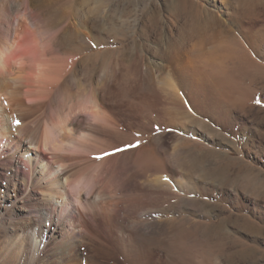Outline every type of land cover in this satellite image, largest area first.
<instances>
[{"label": "bare ground", "instance_id": "6f19581e", "mask_svg": "<svg viewBox=\"0 0 264 264\" xmlns=\"http://www.w3.org/2000/svg\"><path fill=\"white\" fill-rule=\"evenodd\" d=\"M61 1L0 0V182L6 181L7 183H14L17 186L18 182L15 183V179L17 177H23L22 180L26 184V187L23 189L25 197L20 199V201L24 200L26 202L23 203L26 206L25 208L28 207L30 212L33 213L34 217L32 216V219L35 226L39 228V231L44 229L40 223L41 221H39L40 217L44 216V222H51L50 226L46 229L51 238L55 236V232L62 229L63 224H67L69 228L75 230L76 223L85 218L82 210L87 207L89 209L90 206H93V202L97 203L98 197L100 201L104 200H102V197H105L103 195H99L98 197L96 195L95 197L97 198H94V191L99 186L100 179H102L103 175L110 171L107 169L109 167L106 166L108 165L107 163L110 161L113 163L114 157L116 159L118 158L117 161L120 160L122 162L120 171L123 175L124 171L126 173L131 170L130 162L132 160H135L137 163L143 157L144 146H138L137 148L125 146L126 150L123 153L111 158L108 157L98 165H92L91 163L89 165V161H86L88 166L85 165L86 167L77 169L76 172L72 170L70 167L74 163L72 162L73 164L71 163L70 167H68V164L70 165V162L73 160L76 161V159L75 156L69 155V151L76 150L77 153H82L83 151L92 152L96 150H90L87 143L93 137L95 129H97L96 124L106 125L110 129L112 127L114 134V137H111L112 140L114 138H126V142H129L134 136L139 134L146 135L151 133V130L152 132L155 131L152 127L153 125L149 126L152 127L151 129L147 128L148 125L146 127L145 121L143 123L142 120L144 119L142 118L146 116L140 118L135 111H147L148 113L149 111L156 110L158 112V118L156 117V119L161 127L171 126L176 121H179L178 118L180 117L186 122L184 125L181 122L180 125H183L184 129L192 131L194 135H200L207 142L209 139L216 137L226 142L228 138L215 129L214 124L212 125L200 119V116L191 114L192 112L187 110L189 108L188 106L191 105L199 110V113L210 116L213 122L227 120L236 122L237 124L241 123L244 129H248L250 127V120L241 117L234 108L237 106L241 108L245 105L244 103H248L251 109L253 107L252 105H256L254 103H258V101L259 104L262 103L261 100H255L256 96L253 92L252 85L256 80H264V52L262 53V49H264V28L261 27V24L257 23V19L253 20L252 17L258 16L259 12L256 11L257 14H248L247 18H245L244 14L240 13V10L237 8L240 6L255 11L258 4L257 0H191L196 6V9H190L188 6H185L184 3L187 1L172 0L170 2L172 6L179 10L178 12L175 11L178 16L173 20H168L165 16H162V12L159 13L161 14V25L156 26L158 33L155 36H150L146 41L150 44L152 52L150 51L151 53L145 55L144 51L146 49L148 50V47L146 49L144 48L145 50H142V54H140L143 58L138 59V57L132 56L127 62L123 58L124 60L118 65H113L112 61L114 54L116 55L117 53L116 51L98 52L82 59L80 58L85 51L99 46L98 44H93V40L96 37L94 28L99 25L98 20L96 21L97 18L94 19L93 17L89 22L83 21L85 24L82 23V25L80 24L81 26L78 24L79 28L69 23L67 26L56 29L58 24V20L56 19L58 8L56 6L58 3L63 6ZM124 22L126 23V21ZM92 25L95 27L93 28ZM130 55L133 54L131 53ZM248 80H250L249 85L246 84ZM66 84L70 85L71 89L76 87L80 91L75 94L76 96L71 94L70 101H65L66 104L63 101V105L60 106L57 100V94L62 86H67ZM255 85H257V81ZM181 90L189 94L185 97L186 101L180 95ZM145 91L149 94L147 97H145L146 94L143 96V92ZM131 97L133 98L132 100H130ZM155 101L159 102L161 107L158 108ZM49 104L53 107L54 105L56 107L59 106L58 109H60V112L58 113L56 109L55 113H52L54 116L52 115L51 119L48 118L50 117L49 115L48 117L43 116L45 117L43 126L39 125V123L43 124V121L41 122L39 117H37L40 121L39 123L37 119L29 120V116L33 112L38 110L43 111V108ZM55 114L57 115L55 116ZM149 116H147L148 119ZM82 117L84 119H81ZM148 119L146 118L145 120ZM150 120L147 122H150ZM121 122L127 128V131L121 132L118 130L119 128H114ZM215 123L217 124V122ZM203 132L206 135L202 136L203 134L201 133ZM177 139L180 145H174L176 147H173L174 149L172 150L167 148L168 146L166 147L162 135L159 134L147 146L149 148L161 147L162 154L166 156L163 164L166 167L168 166L169 171L167 170V172H172L176 176L181 175L182 178L184 176V179H190L194 176L202 178L204 182L205 180L208 181L215 189L224 187V185L228 186L229 189H233V192L236 193V200L241 204L243 199L248 195V188L253 187L254 181L248 174H241L239 179L231 180L230 173L233 174V172L230 169L227 170L228 172L225 171L226 175L224 177H221L223 170L220 169V163L230 160L231 156L226 152L210 149L205 144L199 143V139L196 140L197 142L195 140L191 142L183 138ZM124 144L127 145L126 143ZM28 145L34 147V153L26 148ZM22 149L25 150L24 153L21 152ZM220 160L222 161L220 162ZM74 166L76 167V164ZM153 167L157 168L158 166ZM27 169L29 170L28 172H26ZM116 173H119V171ZM231 176L233 177V175ZM63 177L66 178L65 183L62 181ZM123 180L125 181V179ZM133 180L135 179L133 178ZM190 180L189 182H192ZM182 181L180 180L181 184L184 183L185 185L188 180H185L186 183L185 181L182 183ZM152 183L150 182L149 184L151 185ZM209 183L208 185H210ZM40 185L44 186V193L36 190L37 186ZM166 185L168 184L166 183ZM158 186L156 185L160 192L153 191L152 189L150 193H161L160 189L165 186H160L161 188ZM200 188L202 190V187ZM200 188L198 189L200 190ZM207 188L209 189V187ZM154 190H156L155 187ZM167 190H170L169 193L172 192L171 187L164 191ZM127 192L131 193L128 190ZM83 194H86L85 199ZM136 194L138 195V191ZM158 195L157 197L159 198L160 195ZM168 196H172L171 199L167 197V199H170L169 201H172V199L175 201H177L176 199H181L183 202L185 200L184 197L178 196L175 193H172V195L169 194ZM229 196L226 197L228 199H235L233 197L234 195ZM149 198L151 199L150 195ZM164 198L165 196L162 198V202H164ZM91 199L95 201L93 200L92 202ZM158 200L161 201L160 198ZM185 201L183 204L180 201V204L184 207L189 203H185ZM255 201V203H259L258 198ZM99 204L98 202V206L100 207ZM191 204L192 202L190 206ZM163 205L166 204L164 203ZM166 206L170 207L171 202L170 206L169 202ZM174 207L177 208L178 205ZM167 209L165 208L166 211ZM127 213L130 214V212ZM117 217L115 216V218ZM132 217L128 216V219L131 220V223H136V221H133L134 217L131 219ZM54 220L56 223L55 228L52 226ZM147 220L142 222L144 224L138 225L140 222L133 224L139 227L137 230H141L144 233L138 236L133 234L136 229L134 226L135 229L131 233L129 232L130 234L128 233L130 238L127 239L131 242L130 246H141L142 244H139L141 240L143 243L150 242L151 234L154 233L155 228L160 227V222H158L159 225L154 224V221L145 224ZM176 221L177 226L178 220ZM172 222L170 223L174 225L175 223L173 224ZM168 223L166 221L165 224L169 225ZM161 225L163 226L164 224ZM181 225L177 229V233L173 226L172 230L169 228L170 226L168 227L169 229L167 227H164V229L166 228L167 231L171 230L172 232L174 230L176 237L174 239H176V242L183 243L187 241L186 244H182L186 249L180 245V249L182 248L183 251L191 250L193 256L194 253L197 254L198 252L200 255V252H203V260L205 257L206 260H209L210 257L213 259V255L209 257L208 254L210 253L209 251H212L211 248L213 246H211L212 244L209 241L212 242L214 240L212 239L214 232L212 235L207 233L211 236V240L201 241V238V240H198L199 238L196 239L198 235H196L197 231L193 234L195 232L194 228L189 226V228H185V226L182 228ZM210 226L212 227V225ZM158 229L160 230V228ZM192 229L194 232H192ZM209 229L212 230L211 228ZM213 231H215L214 228ZM155 232L157 234L158 231ZM159 233L161 232L159 231ZM163 233H165V230ZM198 233H200L199 237H201V232ZM171 235L172 237L168 236V238L171 237L173 239L174 236L173 234ZM162 237L165 238L167 236L164 235ZM215 239L214 246L217 241V238ZM80 240V235L77 233L74 237H70V241L66 245L67 250L72 246H76ZM173 241L171 240L170 245H177ZM151 242L155 244L153 240ZM174 248V252L176 251L180 255L182 253L184 254L183 251L181 253L178 249L176 250L175 246ZM174 248L172 247V249ZM217 249L220 250V248ZM135 250H132V254ZM176 252L175 254H177ZM189 252L187 253L190 255ZM186 254L183 256H186ZM131 258L133 261L135 260V264H143V261L139 262L140 257L138 255H133ZM188 258L191 257L188 256ZM211 258L210 263L208 262L209 264L213 263L211 262ZM216 260V264H221V260L219 262L218 259ZM60 261L61 264H80V261L78 263L72 261V259H62Z\"/></svg>", "mask_w": 264, "mask_h": 264}, {"label": "rangeland", "instance_id": "374dc122", "mask_svg": "<svg viewBox=\"0 0 264 264\" xmlns=\"http://www.w3.org/2000/svg\"><path fill=\"white\" fill-rule=\"evenodd\" d=\"M171 1L172 0H97V1L96 0H67V1L62 0L61 2L63 3L64 7L62 6V4L59 3L56 6L58 8V14L56 15L58 24L56 29H60L61 27L67 26V24L69 23L71 25L74 24L76 28H79L78 24L82 25V23H84L83 21L89 22L90 19L92 20L93 17L94 19L97 18L96 21L98 20L97 22L99 25H97L96 27L92 25L93 28L95 27L97 29L96 30L94 28L95 30L94 34L96 37L95 40H93V44L94 45L98 44L99 46L85 51V53H83L80 56V58L82 59L86 56L98 52L116 51L117 53L116 55L114 54L112 61H113V65H118L124 59H126L124 61L127 62L128 59L132 58V56L138 57V59L141 58L142 57V55H140L142 54L141 51L145 50L147 47L148 50L146 49V51H144V54L146 55L152 52V48L150 44L146 41L147 38H149L150 36H155L158 33L156 31V26L161 25V19H160L161 14L159 13L162 12V16H165L166 19L168 20L171 19L173 20L175 17L178 16V14L175 13V11L178 12L179 10L175 9V7L172 6V4L170 3ZM257 1L258 4L255 11H251L248 8L246 9L245 7L242 8L240 6H238L237 8L240 10V13L244 14L245 18H247L248 14H257L256 11H258L259 15L258 16L256 15L255 17L252 16L253 20L257 19L258 20L257 23L261 24V27L264 28V0H257ZM183 2H186L184 3L185 6H188L190 9H196V6L191 0H184ZM59 9L62 14L59 12ZM60 16L62 19L59 18ZM124 21H126V23ZM96 34L98 35V37ZM96 38L98 39V41ZM263 52L264 49H262V53ZM131 53L133 55H130ZM117 55L118 57H116ZM256 81H257V85H255ZM256 81L253 82L252 85L253 92L255 93L256 96L255 100L257 101L261 100L262 103L260 104L254 103L256 105L255 106L252 105L253 107L251 109L248 103H244L245 107L242 106L240 108V106H237L238 108L237 107L234 108V110L241 117H245L246 119L250 120L249 121L250 127L248 129L247 128L244 129L242 127L243 124L241 123L237 124L236 122L227 121V120L215 121L217 122L216 124L210 119V116L199 113V110L195 109V107L190 105L188 106L189 108H187L189 112H192L191 114L200 116L199 117L200 119H203L211 123L212 125L214 124L213 125L214 128L220 131V133L223 134V136L228 138V141L226 142L222 141L220 138L217 137L214 139H209V141L207 142L200 135L198 136L194 135L192 131H188L184 129L183 125L186 124V122L180 117L178 118L179 121H176L171 126L161 127L156 119V117L158 116V112L156 110L149 111L148 113L147 111H145L146 113L144 111H135L137 116H139L140 118L146 116L142 118L144 119L142 121L143 123L145 122L147 123V124L145 123L146 127L148 125L147 128L152 129L153 127V129L157 131L152 132L151 130V133H148L146 135L139 134L137 136L132 137L133 139H131L129 142L128 141L126 142V138L123 139L114 138V140H112L111 137H114L112 127L110 129L106 125L103 126L101 124H98L101 125L98 126L96 124L97 129H95V132H93L94 133L93 137L87 141L89 149L90 150L96 149V150H93L92 152L83 151L84 153L83 152L77 153L76 150H71L68 152L70 156L71 155L73 157L75 156L76 161L73 160L70 162V165L68 164V167H70L71 163L72 162L74 163V164L72 163L73 166H71L70 168H72V170H74L75 172L77 171V169L78 170L80 168L83 169V167L88 166L87 165L88 161H89L88 162L89 165L90 163L92 165L93 164L98 165L103 160H106V158L108 157L111 158L117 154H121L124 152V151H120V152H115V154L104 155L105 153H113L114 149L116 148L125 149V146L129 147L131 145L132 146L131 148L144 146L145 150L143 157L140 160H138L137 163L135 160H132L130 162L131 170L127 171L126 172L127 174L125 173V171L123 172V175L121 174L122 172L120 170H121L122 162H120V160L117 161L118 158L116 159V157H114L113 163L112 161L107 163L108 165L106 166L107 167L109 166L107 169H109L110 171L105 175H103L102 179H100L101 182L99 186H97L96 190L94 191L95 192L94 198H97L99 195L101 196L103 195L106 197V199L105 197L104 198L102 197V200L103 199L104 200L100 201L98 197L97 203H94L93 202L94 199H91L93 202V206L95 207L90 206L89 209L87 207L86 209L82 210V214L85 216V218H83L84 220L82 219L81 221L76 223L77 225L75 226V230L69 228L67 224H63V226L61 227L62 229L58 232H55V236L51 238L49 236V232L46 231L47 227L50 226L51 222L49 221L44 222L45 218L44 216H42L40 217L39 221H41L40 223L43 226L44 231L43 230L39 231V228L35 226L34 221L32 219L33 213L30 212L28 207L25 208L26 206H24L23 203L26 202H24V200L20 201V199H23L25 197V193L23 189L26 187V184L22 180L23 177L21 176L15 179L16 180L15 183L18 182L17 186H15L14 183H7L6 181H1L0 182V264H61L60 260L62 259L63 260L72 259V261L74 262L76 261L78 263L80 261V264H135L136 263L135 260L133 261L131 258V256L133 255H138L140 257L139 262L143 261L142 262L143 264H198L200 261L201 262L199 264H203V263L209 264L211 258L210 256L212 255H213L212 256L213 259L211 258L212 259L211 262H213L214 264H216L217 261L216 259H218V262L221 260L220 261L221 264H264V89H263L264 80L263 81L256 80ZM246 84L249 85L250 80L246 81ZM66 85H65L66 87L62 86L63 88L61 87L57 94L58 97L57 100L60 106L63 105L65 101H70L69 99H71L70 98L71 94L75 95L80 91L79 88L74 87L73 89H71L70 85L68 84ZM68 86L69 88H67ZM143 93H144L143 96H145L146 94L145 97L149 95L146 91ZM180 95H182L186 101L185 97L189 94L181 90ZM132 97L130 98V100L133 99ZM155 103L156 106H158V108L161 107L159 102L155 101ZM64 104H66V102ZM55 107L56 105H54L53 107L51 104H49L48 106L43 108V111L42 110L35 111L31 114L32 116L30 115L29 116L30 118L29 117L28 118L29 120H35L37 119V117H39V120L41 119L40 121L41 122L43 121V124L39 123L40 121L37 119L38 123L40 126H43L44 119L46 116L48 117L49 115L50 117L48 118L51 119L52 118L51 116L55 113L56 109L58 110L57 111L58 113L60 112L59 111L60 109H58L59 106L56 108ZM242 108L244 109L242 110ZM153 112H155V114H153ZM44 113L47 115H45ZM41 114L42 116H40ZM56 115L57 114H55V116ZM147 116H149V119ZM84 118L86 117L84 116ZM84 118L82 117L81 119ZM146 118L148 120H145ZM149 120L150 122H147ZM181 122H183V125H180ZM116 127L119 128L118 130L121 132L127 131V128H125V125L122 122L118 126H115L114 128L116 129ZM158 131L160 132L158 133ZM158 134L162 135L163 142L165 143L166 147L168 146L167 148H170L171 150L174 149L177 145H180L178 144L179 141L177 138H183L191 142H194L193 140L196 141L199 139L198 140L199 143L201 142L205 144L210 149L220 150L222 152L228 153L229 156H231L230 160L227 161L220 160V162L222 161V163H220L221 166L220 169L223 170V173L221 172V177L222 176L224 177L226 175L225 171L228 172L227 171L228 169H230V171L233 172V174L230 173L231 180L239 179V176L241 174H248L249 177L252 178L254 182H253V187L248 188L247 197L243 199V201L240 204V202L236 200L235 197L236 193L233 192V189L232 190L231 188L229 189L228 186L224 185V187L222 186V187H218V189H215V187H213L208 181L205 180L204 182L202 178L194 176L192 177L193 179L190 178L191 180L184 179V176L182 178L181 175L176 176L172 172H167L168 166L166 167L163 164V161L164 159H166V156L162 154L163 152L161 150V147L158 146V147L149 148L147 146L151 141L154 140V137L156 138V136H158ZM201 134H203L202 136L206 135V133L204 132ZM165 138L166 140H164ZM124 143H126L127 145H125ZM26 148L29 149L32 153H34L33 146L28 145ZM23 150L24 149H22L21 152L24 153L25 150L24 151ZM118 162L120 163L118 164ZM75 164L76 167L74 166ZM116 165H117V169H116ZM152 166H158V167L152 168ZM206 168L209 169L208 167ZM117 170L119 171V173H116L118 172ZM28 171L29 170L27 169L26 172ZM114 173L116 175L119 174L120 175L116 176ZM132 174H134L135 176L137 175L138 177L137 176L135 177ZM231 175H233V177ZM64 178L65 177L62 178V181L65 183L66 178L65 179ZM130 178L131 181H133L134 183L130 181ZM133 178L135 180H133ZM195 178L196 180L197 179L199 180L196 181ZM123 179H125V181ZM144 179H146L145 180L146 182L144 181ZM183 179L184 181L188 180L187 183L189 182V180L192 182H189L187 184L185 181L186 184L184 185L183 183L184 181H182ZM136 180L139 181L137 182ZM180 180L182 181L183 184H181ZM124 182L125 184H123ZM140 182L143 183L140 184ZM150 182L153 183L150 185L149 184ZM207 182L210 185H208ZM166 183L168 185H166ZM203 183L207 187H209V189ZM159 184H161L160 186H163L165 184L166 185V186L164 185L165 187L170 186L172 188V192L169 193L170 190L164 191L170 187H167L165 189V187L163 186L164 188L160 189L161 193L156 194V192L159 191L156 185L158 186ZM192 184L194 187L192 186ZM160 186L158 187L161 188ZM43 187L44 186L41 185L37 186L36 190H39L40 193H44ZM154 187L156 190H154ZM200 187H202V190ZM198 188H200V190ZM152 189L153 191H156L155 192L156 195L154 194V192L150 193ZM127 190L131 191V193H128ZM136 190L138 191V195L136 194L137 192ZM141 191L143 194L141 193ZM172 193L184 197L186 200V201L184 200L185 203L189 202L186 205L187 207L181 205L184 203V201L182 202L181 199H176L177 201L172 199V201H169L172 198V196L170 197L168 195L169 194L172 195ZM158 194L160 195L159 198L161 199V201L158 200L159 199L157 197ZM85 195L86 194H83L84 199L86 198ZM96 195L97 197H95ZM149 195L151 196V199L153 198V200L149 198ZM229 195L231 196L234 195L233 197L235 199L233 198L228 199L227 197ZM161 196L163 197L165 196V198L163 199L164 202H162L163 197ZM167 197L168 198L170 197V199H167ZM256 198H258L259 203H255ZM165 200L166 201L168 200L169 206L171 202L170 207L166 206L168 205V202H166ZM196 201H197V205H196ZM98 202L100 203L99 204L100 207L98 206ZM160 202L162 204V207ZM191 202L192 204L190 206ZM164 203L166 205H163ZM177 205H178L177 208L180 207L179 209L174 207ZM20 206H24V207H20ZM196 206H198V208H196L197 210L195 209ZM165 208L166 209L169 208V209H167L166 211ZM93 212L96 214H94ZM127 212H130V214ZM113 216L114 218H112ZM115 216H118L117 217L118 219L115 218ZM128 216L129 217L133 216L134 219L133 217L131 219H133V221H136V223L140 222L139 224L137 223L138 225L144 224L142 222H144V220L147 219L149 221L148 220L147 222L145 221V224L154 221L153 222L154 224L156 223L157 225H159L158 222H160L159 225L160 227L155 228V231H158L157 234L154 231V233H152L150 236L151 239L149 240L150 242L153 240L155 244L152 242L151 243L145 242L146 243L145 244L141 242L142 241L141 240L139 241L140 242L139 244L140 245L142 244L143 248L142 245L141 246L136 245L135 247H133L132 245L130 246L131 242L128 241V239L130 238L128 235L131 233V231L134 230L136 227L135 233L133 234L137 236L142 235L144 232L141 230H137L139 227L133 225L136 223H131V220L128 219ZM177 217H179V219H177ZM186 218L189 222L185 220ZM165 219L167 223L169 220H171L170 222H172L173 220L172 222L173 224L177 222L176 220H178L177 226L179 227L177 228L176 223L174 225H172L170 222L168 223L169 225L165 224L166 223V221H164ZM114 222L117 223L115 224ZM181 222L184 224H182ZM161 224H164L165 226L164 225L162 226ZM179 224L180 225L182 224L181 225L182 228H184V226L185 228H189V227L194 228L195 232L193 229H192L193 231L192 230L191 231L194 232L193 234H195L197 231L196 235L197 234L198 235L196 239L197 238H199L198 240L202 239L201 241L211 240V236L209 235L210 234L212 235L214 232L212 236V239L214 240L212 242L209 241V243L212 244L211 246H213L211 248L212 251H209L212 254L210 253H209L210 255L208 254V256L210 257L209 260H206V257L204 258L205 261L203 260V255H204L203 252H200V255L198 252L197 254L194 253L193 256L191 250L183 251L182 248H181L182 250L180 249L182 244H186L187 241L180 243V242H176V239H174L176 238L174 235V230L177 233L178 231L177 229L180 228ZM55 225L56 223L54 220V223L52 222V226L55 228ZM210 225H212L215 231H213V228ZM172 226L173 228L174 227L176 228V229L174 228L173 232L171 231ZM164 227H167V229L170 228L171 230L167 231L166 228L164 229ZM208 227L211 228L212 230H210ZM158 228H160V230ZM198 228H200L201 230ZM123 229H125L126 232L123 231ZM197 229L200 231H198ZM207 229L210 231L208 232ZM164 230L166 234L168 233L167 235L163 233ZM159 231L161 233H159ZM198 232H201V237H199L200 233ZM76 233L80 235V239H81L80 242H78L76 246H72L67 250L66 245L70 241V237L71 238L74 237ZM170 233L173 234L174 241L173 239H171L172 235ZM204 234L205 236H203ZM164 235L167 237L165 238L162 237ZM219 235L222 236L220 237ZM168 236H171L169 237L170 239L168 238ZM215 238H217L216 245L219 242L217 246L216 245L214 246L215 244L214 241L216 240ZM171 240L177 245H174L172 242L173 245L171 246L170 245ZM168 246L169 248H167ZM174 246L176 247V250L178 249L181 253L183 251L184 254L182 253V255H180L176 251L175 252L178 255L175 254ZM172 247L174 249H172ZM183 248L186 249V247ZM217 248H220V250ZM132 250H135L137 254L135 251L132 254ZM141 250L142 252L140 253ZM185 251L186 253L190 251L189 252L190 255L188 253L186 254ZM213 252L215 255L213 254ZM185 254L186 256H183ZM216 254L219 255L221 258ZM196 255L199 257H197ZM188 256L191 257L192 259L188 258ZM188 259H190L189 262ZM214 259L215 261H213Z\"/></svg>", "mask_w": 264, "mask_h": 264}, {"label": "snow or ice", "instance_id": "6c2138e0", "mask_svg": "<svg viewBox=\"0 0 264 264\" xmlns=\"http://www.w3.org/2000/svg\"><path fill=\"white\" fill-rule=\"evenodd\" d=\"M258 103H259V101H258ZM17 123H19V121H17ZM129 147H131V145ZM124 150H126V149L116 148V149H114L113 153H105L104 155H111V154H115V152H120V151H124Z\"/></svg>", "mask_w": 264, "mask_h": 264}]
</instances>
